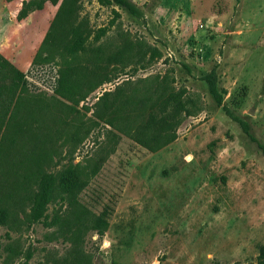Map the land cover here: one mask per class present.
<instances>
[{"label": "rangeland", "instance_id": "374dc122", "mask_svg": "<svg viewBox=\"0 0 264 264\" xmlns=\"http://www.w3.org/2000/svg\"><path fill=\"white\" fill-rule=\"evenodd\" d=\"M127 1L139 16L98 0H0V56L44 102L60 99L79 119L52 171L73 163L93 173L67 200L53 193L37 218L34 185L9 205L0 264H264V0ZM62 4L76 12L82 46L63 60L40 52ZM70 31L63 20L51 47L69 43ZM62 61L91 72L94 87L83 84L74 103L55 95ZM160 88L182 94L186 114L157 152L94 114L104 93L131 100ZM76 207L106 228L76 240L62 233L53 220Z\"/></svg>", "mask_w": 264, "mask_h": 264}, {"label": "trees", "instance_id": "16d2710c", "mask_svg": "<svg viewBox=\"0 0 264 264\" xmlns=\"http://www.w3.org/2000/svg\"><path fill=\"white\" fill-rule=\"evenodd\" d=\"M102 6L113 4L125 8L130 14L139 16V12L127 0H98ZM66 4V3H64ZM61 5L51 32L56 31L63 20H67L71 31L69 43L51 47L45 40L40 52L50 49L57 51L61 60L71 59L82 48L79 41V27L74 24L76 12H66ZM24 13H22V16ZM41 58V54L36 60ZM59 72L55 95L70 103L81 97L82 85L88 84L91 72L73 71L65 67ZM89 73V75H88ZM95 75L97 73L95 72ZM91 75V77H96ZM209 93L217 105H222V96L213 83H209ZM157 90V89H156ZM156 94L147 96L146 92L133 99L121 98L116 92L104 93L94 104V114L98 120L114 131L132 139L146 150L157 152L166 147L176 138L175 131L179 126L186 107L182 94L161 88ZM181 99V100H180ZM172 101L173 103H170ZM62 101L44 102L40 95L29 89L26 75L0 56V222L10 213L9 205L18 204L25 198L31 185L36 188L31 196L33 215L41 216L44 204L53 193H60V200L81 189L82 182L89 174L78 164L69 163L66 170L52 171L55 159L59 155L61 143L70 140L79 123L72 116V108ZM71 115V116H70ZM243 132L249 136L248 126L241 123ZM32 195V194H30ZM20 206V205H18ZM31 211V212H32ZM80 209L76 207L73 214L56 217L54 225L61 226L70 232V237L76 240L88 228L102 232L107 222L102 218H78Z\"/></svg>", "mask_w": 264, "mask_h": 264}]
</instances>
